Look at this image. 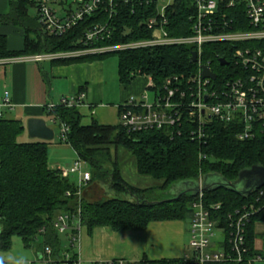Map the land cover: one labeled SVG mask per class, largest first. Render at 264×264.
I'll return each instance as SVG.
<instances>
[{"label": "trees", "instance_id": "trees-1", "mask_svg": "<svg viewBox=\"0 0 264 264\" xmlns=\"http://www.w3.org/2000/svg\"><path fill=\"white\" fill-rule=\"evenodd\" d=\"M119 15L115 19L116 30L109 40L97 43V47L126 44L150 40L154 32L148 30L145 22L155 15V4L146 1L117 0ZM34 7L30 0H11L9 11L0 15V26H13L23 30L22 50L8 48L6 36L0 34V60L16 57H28L38 54H49L79 50L83 47L79 40L96 19L88 17L77 28L61 36L44 31L36 18L28 16V8ZM100 21H107V12H101ZM194 14L190 0H175L168 10L169 25L166 28L169 37L179 38L191 34L189 18ZM131 29V31H130ZM264 48V43L259 45ZM229 47L213 45L205 48V59L212 61V67L221 77L228 68H222L214 59V52L221 57H229ZM228 51V52H226ZM193 48L185 46H157L145 49L125 50L111 54H99L68 60H56L51 64L68 65L85 63L93 59H104L116 55L117 73L121 85H128L138 77L152 80V92L163 91L164 82L170 77L190 76L196 71L191 61ZM85 92V86L78 92ZM86 93V92H85ZM80 109V108H79ZM78 108L57 106L44 110L54 125L68 128L66 138L60 143L69 146L88 167L91 183L105 181L112 192L129 194L134 200L108 198L102 201L89 202L75 195V182L63 178L58 169L48 166L47 145L50 142L40 140L19 141L23 132L19 120L0 117V251L11 248L13 237L20 238L26 248L41 237L45 247L52 251L53 258H59L61 252L68 251L71 260L77 254L63 249L58 233L53 228L56 216L62 213L76 214L78 209L80 226L88 234L97 228H108L113 232L142 231L150 223L163 221H184L190 219L192 202L197 199L189 195L171 202L156 203L155 199L170 186L181 181H196L200 176L216 173L227 180H235L240 170L253 165L264 167V135L259 134L254 140L240 141L236 138V129L219 122H214L206 129L205 143L192 141L188 128L176 126L162 131H148L128 134L120 124L117 126L99 125L91 117L89 125H82ZM120 112V109H119ZM179 132V134H177ZM123 148L135 159L138 175L149 177L160 185L156 188L137 189L129 185L121 174L117 156L113 150ZM206 156L200 159L199 155ZM88 171V170H87ZM264 186L252 192L247 198L232 192L218 189L203 193L205 204H220L222 217L252 201ZM71 196H66V193ZM145 194L152 198H145ZM264 221V214L251 218L246 227L248 255H258L254 249L256 234L254 223ZM43 230V231H42ZM70 245V244H69ZM147 262L148 260L142 259ZM151 264H193L183 256L179 260L148 261ZM142 264V263H140ZM233 264V263H229ZM240 264H248L246 262Z\"/></svg>", "mask_w": 264, "mask_h": 264}, {"label": "built area", "instance_id": "built-area-1", "mask_svg": "<svg viewBox=\"0 0 264 264\" xmlns=\"http://www.w3.org/2000/svg\"><path fill=\"white\" fill-rule=\"evenodd\" d=\"M37 13L38 22L44 31L61 36L74 30L88 17H96L85 30L79 43L83 47L68 52L38 54L28 57L10 58L8 62L32 61L35 63L68 60L85 56L99 55L125 50L145 49L157 46H185L193 48L196 54V71L190 76L170 77L165 80L163 91L153 92V103L146 102V92L154 88L149 83L145 92L137 98L129 96L119 106V124L128 134L162 131L176 126L190 130L192 141L205 143L206 129L210 124L235 127L236 138L240 141L254 140L264 135V0H190L194 14L189 18L191 34L184 37H169L166 28L167 16L175 0H144L154 2L155 15L144 23L154 32L150 40L131 44H119L97 47V43L109 40L116 30L115 19L119 15L117 0H30ZM125 3L129 0H123ZM134 1V0H132ZM139 2V0H136ZM143 0H140V2ZM62 12V13H61ZM101 12H107V21H100ZM213 45L229 47V57H221L214 52V59L220 66V60L226 62L222 68H228L221 77L213 69L212 61L205 59V48ZM226 51V52H228ZM192 55V54H191ZM4 60H0L4 61ZM208 67L216 79L203 78V68ZM152 92V91H151ZM84 91L62 97L58 104H48V111L57 106L82 108L86 106ZM9 94L5 93L0 109H11ZM3 116L0 110V117ZM51 123L55 121L51 119ZM60 136L64 141L68 128L60 127ZM179 134V132L177 133ZM200 159H205L203 154ZM85 163L77 159L68 170H59L63 178L76 177L78 199L91 181V174L84 168ZM202 176L199 177L201 180ZM66 196H71L66 193ZM221 205H207L203 193L192 202L189 220L188 246L192 255H185L193 264H253L261 258H246V227L252 217L264 214V190H260L252 201L231 213L221 215ZM78 209L76 214L62 213L53 222L58 234H69L70 248L78 244L82 227ZM43 231V230H42ZM220 232L222 241H212L215 232ZM39 264H84L80 258L71 260L68 251L59 258H53L52 251L45 247L39 253ZM151 264L150 262H132L124 259L87 262L86 264ZM0 264H5L0 261ZM26 264H34L28 262Z\"/></svg>", "mask_w": 264, "mask_h": 264}, {"label": "crops", "instance_id": "crops-1", "mask_svg": "<svg viewBox=\"0 0 264 264\" xmlns=\"http://www.w3.org/2000/svg\"><path fill=\"white\" fill-rule=\"evenodd\" d=\"M10 1L0 0V15L8 13ZM11 30H15L17 36L14 35L12 39L8 38V40L12 43L13 48L22 50L23 30L13 26H0L1 35L7 36ZM46 65L48 66L45 67ZM92 66L93 64L86 63L57 65L51 64V62L21 61L10 64L8 61H1L0 103L4 94L7 93L12 105L11 109H6V112L1 111V113H3V118L19 120L22 123V142L30 140L26 130V123L29 119H42L51 128L48 125V122L51 123V119L46 114L44 107L50 103L58 104L62 97L76 94L84 86L86 106L80 108L79 113L82 110L86 111L90 118L86 123L82 120V125H89L91 117H95L99 125L117 126L120 104L129 96L139 98L149 83L148 78L138 77L128 85H121L124 97L116 104L96 105L98 97L93 89L88 87L90 81H93L95 77L92 74V72L95 73L91 69ZM9 112L14 117H11ZM82 231L77 257L85 264L118 259L132 262L142 259L148 261L179 260L185 256L182 220L150 223L142 231L113 232L108 228H97L91 234L87 232V236L84 238L85 246L82 244ZM255 234L259 237L257 232ZM257 237L254 240V249Z\"/></svg>", "mask_w": 264, "mask_h": 264}, {"label": "rangeland", "instance_id": "rangeland-1", "mask_svg": "<svg viewBox=\"0 0 264 264\" xmlns=\"http://www.w3.org/2000/svg\"><path fill=\"white\" fill-rule=\"evenodd\" d=\"M28 16L30 18H36L37 16V10L34 7L28 8ZM62 13V12H61ZM131 31V29H130ZM17 36L15 30H11L9 34L6 36V42L8 45V48L13 51H17L19 49L13 48L12 43H10V39H12L13 36ZM9 38V40H8ZM136 42V41H134ZM134 42H129L126 44H131ZM11 46V47H9ZM114 53V52H111ZM111 53H105V54H111ZM88 65L93 64L91 69L95 73L92 72V74L95 75L93 78V81H90L88 87L91 90L93 89V92L97 95V104H102L103 106L106 105H114L116 104L122 97H124V90L123 87H121V84L118 81V73H117V63L118 59L116 55H112L109 57H106L104 59H93L92 61L85 62ZM11 64V62H10ZM3 66V65H2ZM46 65L45 67H47ZM97 77V78H96ZM146 102L148 104L153 103L154 95L153 92L147 91L146 92ZM1 105V103H0ZM1 110V109H0ZM2 112H6V109H2ZM82 115V120L88 121L90 118L86 111H80ZM9 115L11 117H14L11 112H9ZM95 118V117H94ZM48 125L53 129L54 131V138L50 143L47 145V157H48V166L52 169H62V170H68L74 162L77 160V156L74 153V151L67 145L60 143V128L58 125H54L52 123L48 122ZM19 141H22V138L20 137L18 139ZM117 156L118 163L120 165L121 174L124 178V180L131 186L145 190L150 188H156L160 185L159 182L149 178L138 175L136 171V163L135 159L132 158L123 148L119 147L117 150L112 151V155ZM84 168L90 172V167L87 165H84ZM70 180L72 182H76V177L71 176ZM164 191L162 195L155 196V199L157 200H168L173 198L172 195L165 193ZM145 198H152L151 195L145 194ZM121 198L124 200H134L131 198L129 194H118L115 192H112V190L109 188V183L102 181H94L90 182L87 187L84 188L82 191V198H84L86 201L89 202H96V201H102L106 200L108 198ZM57 218V216H56ZM55 218V219H56ZM184 226V247H185V255H192V250L188 246L189 241V219L188 216L185 217L183 221ZM254 230L255 233L257 232L259 237H257V242L255 243V250H257L258 255L256 257H260L261 260L255 261L253 264H264V221H256L254 223ZM87 236V231L85 228H83L82 231V244L85 246L86 240L84 239ZM59 240L62 242V248L63 249H69L72 250L73 253L78 252V244L75 243L74 248H70L69 245V234H59L58 235ZM212 241H222V236L220 232L216 231L214 238H212ZM11 248L7 251H0V261H3L5 264H26L28 262H34V264H39L37 262L39 253V246L41 244H44V241L41 237L35 241L31 247L26 248L24 246L23 241L18 237H13L11 241ZM81 242V239H80ZM263 255V256H262ZM85 264V263H84Z\"/></svg>", "mask_w": 264, "mask_h": 264}, {"label": "water", "instance_id": "water-1", "mask_svg": "<svg viewBox=\"0 0 264 264\" xmlns=\"http://www.w3.org/2000/svg\"><path fill=\"white\" fill-rule=\"evenodd\" d=\"M196 60V54L192 53L191 61L195 63ZM219 63L220 66L226 65L224 60H220ZM202 76L203 78H211L212 80L216 79V75L212 74L208 67L203 68ZM26 130L30 140L50 142L54 138V131L42 119H29L26 123ZM263 186L264 167L261 165H253L240 170L235 180H227L219 174L212 173L202 176L201 180L175 183L165 192L172 195L173 198L160 202H151L149 204L155 205L156 203L171 202L185 195L196 197L204 192L218 189H223L247 198L252 192Z\"/></svg>", "mask_w": 264, "mask_h": 264}]
</instances>
